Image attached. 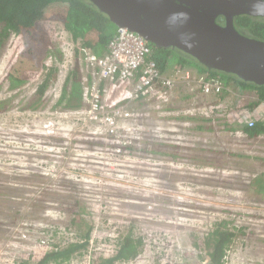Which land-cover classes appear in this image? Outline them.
I'll list each match as a JSON object with an SVG mask.
<instances>
[{
	"label": "rangeland",
	"instance_id": "obj_1",
	"mask_svg": "<svg viewBox=\"0 0 264 264\" xmlns=\"http://www.w3.org/2000/svg\"><path fill=\"white\" fill-rule=\"evenodd\" d=\"M58 21L49 25L62 61L34 106L52 60L12 90L5 77L23 48L21 36L13 34L0 50V264L39 261L51 252L47 247H57L54 231L62 242L58 248H64L88 228L90 245L66 264L112 257L117 240L130 230L142 252L116 264H207L204 237L223 222L236 236L226 244L221 264H264V197L254 190L264 177V135H249L210 108L221 103L234 108L245 93L227 86L231 95L217 102L215 95L195 97L201 93L193 84L178 80L171 102L144 99L124 107L133 117L120 121L112 134L88 117L85 92L94 71L81 43ZM77 67L83 81L73 85ZM130 87L112 92L113 105L106 89L103 101L108 108L123 106L120 94ZM64 91L73 108L58 105ZM252 97L244 103L257 101ZM260 115L264 122V104Z\"/></svg>",
	"mask_w": 264,
	"mask_h": 264
},
{
	"label": "trees",
	"instance_id": "obj_2",
	"mask_svg": "<svg viewBox=\"0 0 264 264\" xmlns=\"http://www.w3.org/2000/svg\"><path fill=\"white\" fill-rule=\"evenodd\" d=\"M58 19L63 29L71 37L75 44L81 43V47L89 49L95 54L102 56L108 51L111 39L115 36L118 26H116L98 7L88 0H0V50L6 46L13 34L22 38L23 48L20 51L16 63L10 68L5 80L9 82L12 90L18 89L31 81V78L38 72L42 73L43 65L48 60H52V73L41 91H38V97L32 106L43 99L46 89L56 80L59 68L56 62H61L63 54L59 50V40L54 33H51V21ZM236 29L247 36L264 41V18L241 15L236 17ZM153 50L152 59H154L161 70L169 68L173 62L183 69H191L199 73H209L218 76L227 86L248 89L258 96L257 101L239 102L234 108L244 107L250 110L256 109L260 103L264 102V85L247 83L234 75L220 73L214 70H208L195 59L181 55L173 49L156 48L149 43ZM78 53V51H77ZM174 63V65H175ZM31 72V74H30ZM73 85L83 81L81 73L77 67L73 72ZM72 78V75H71ZM90 79V76H88ZM245 85L238 86V82ZM229 91H224L218 95L217 102L226 100L230 96ZM71 100L67 91H64L58 105L67 102V106L73 108L69 102ZM141 101V100H140ZM4 103H0V109ZM31 106V108H32ZM74 107L80 108L77 104ZM82 107V105H81ZM183 119V117H181ZM200 122L210 123L212 121L202 119ZM206 128V129H205ZM254 137L264 135V122L259 121L255 128L245 129V126L239 128ZM197 130H211V127L198 126ZM235 131L233 128L226 129ZM254 190L257 194L264 197V177H260L255 182ZM81 205V203H80ZM82 208V207H81ZM12 208H9L11 211ZM82 213L85 208H82ZM83 223L85 220L82 218ZM227 225V226H226ZM88 226V225H86ZM47 232H49L47 230ZM91 228L86 229L84 234L79 235V241L68 243L64 248H58L62 242L59 232L56 230L52 234L53 241H56L57 250L45 253V255L36 262L30 260L21 261L20 264H66L72 260L75 254L88 248L91 241ZM235 233L228 228V224L223 222L204 237L203 246L205 254L210 258L207 264H221L224 258L226 244L232 241ZM142 242L135 238L130 230L124 237L117 240V250L115 254L107 259H102L97 264H116L135 260L142 252Z\"/></svg>",
	"mask_w": 264,
	"mask_h": 264
},
{
	"label": "water",
	"instance_id": "obj_3",
	"mask_svg": "<svg viewBox=\"0 0 264 264\" xmlns=\"http://www.w3.org/2000/svg\"><path fill=\"white\" fill-rule=\"evenodd\" d=\"M88 1L116 26L140 34L156 48L173 49L208 70L264 85V41L235 26L237 16L264 18V0Z\"/></svg>",
	"mask_w": 264,
	"mask_h": 264
},
{
	"label": "built area",
	"instance_id": "obj_4",
	"mask_svg": "<svg viewBox=\"0 0 264 264\" xmlns=\"http://www.w3.org/2000/svg\"><path fill=\"white\" fill-rule=\"evenodd\" d=\"M80 50L87 64L94 71L85 92L90 104L88 117L90 120L100 122L112 134L117 130L120 121L133 117L123 111L124 107L131 102L151 99L154 96L168 101L169 93L178 86V80L183 84H193L194 91L206 96H218L225 90L230 92L220 77L209 73L197 74L191 69H183L177 65L161 70L157 62L152 59L153 50L149 42L127 28H118L109 43L108 51L102 56L82 47ZM108 83L119 84L121 88L131 83L125 95L120 94L122 98L119 102L123 106L110 107V109L103 101L106 92L103 85ZM260 104L254 110L239 106L232 108L224 103L210 108L219 115L226 114L225 116L237 125L253 129L260 120V110L264 102ZM46 250L56 251L57 247H47Z\"/></svg>",
	"mask_w": 264,
	"mask_h": 264
},
{
	"label": "crops",
	"instance_id": "obj_5",
	"mask_svg": "<svg viewBox=\"0 0 264 264\" xmlns=\"http://www.w3.org/2000/svg\"><path fill=\"white\" fill-rule=\"evenodd\" d=\"M107 86L105 87L106 89H110V91H109V93H108V95H107V99L109 100V103L111 104V105H113L114 104V100L112 99V92H114L115 90H119V88H120V85L119 84H111V83H108V84H106ZM127 86H131V83H127L125 86H124V89L127 87ZM237 89L238 90H240V92H243V93H245L243 96H241V98L243 99V101H240V102H244V99L245 98H248L249 99V96H251L252 97V94H255V93H253V92H250L248 89H241V88H239V87H237ZM189 90V89H188ZM114 95H115V93H114ZM201 95L202 94H198V93H196L195 92V97H198V98H200L201 97ZM203 97V96H202ZM215 97H217V96H215ZM253 98V97H252ZM148 101H150L149 103H156L157 105H159V104H165V103H169V102H171L172 101V99H171V96H170V93H169V98H168V101H166V100H163L162 99V97H159V96H154L153 98H151V99H147ZM246 100V99H245ZM258 100V99H257ZM239 101H236V104L238 103ZM141 104H143V105H145V102H143V103H141ZM140 105V104H139ZM138 105V106H139ZM146 105H147V102H146ZM145 105V106H146ZM261 105V104H260ZM236 126H239V127H242V126H240V125H237L236 124ZM245 129H247V127H245ZM263 137V136H262ZM257 138H259V136H257Z\"/></svg>",
	"mask_w": 264,
	"mask_h": 264
},
{
	"label": "clouds",
	"instance_id": "obj_6",
	"mask_svg": "<svg viewBox=\"0 0 264 264\" xmlns=\"http://www.w3.org/2000/svg\"><path fill=\"white\" fill-rule=\"evenodd\" d=\"M182 15H185V19H187L186 14H182ZM190 41H191V37L189 36L188 39H187V41H185L187 47H190L191 46Z\"/></svg>",
	"mask_w": 264,
	"mask_h": 264
}]
</instances>
